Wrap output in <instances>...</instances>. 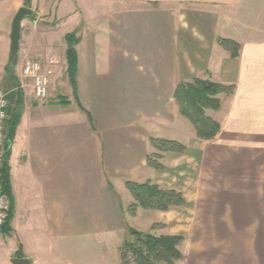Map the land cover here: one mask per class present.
I'll return each instance as SVG.
<instances>
[{
    "label": "crops",
    "instance_id": "obj_1",
    "mask_svg": "<svg viewBox=\"0 0 264 264\" xmlns=\"http://www.w3.org/2000/svg\"><path fill=\"white\" fill-rule=\"evenodd\" d=\"M26 5L38 18L31 33L22 21L16 64L23 56L41 58L54 63V73L43 101L20 87L15 68L6 82L7 112L20 98L21 117L7 158L12 218L10 232L0 231V264H11L14 257L66 264L63 254L72 240L81 242L76 248L85 256L89 240L115 232L127 216L133 197L126 181L150 180L179 190L189 204L182 181L199 160L204 169L203 163L213 169L221 161L236 178L224 182L229 191L223 196L235 202V210L238 202L259 198L262 211L264 0H30ZM22 6L25 0H0V64L6 80L11 23ZM40 24L48 26L44 34ZM75 30L77 96L90 117L75 100L67 75L65 35ZM220 37L240 45L237 57L218 43ZM194 78L234 88L219 94V109L205 111L220 124L210 140L197 137L174 98L178 83ZM151 137L176 140L187 150L164 152V169L150 167L147 156L157 152ZM253 169H259V180H246ZM182 207H139L130 217H160L164 225L168 213ZM217 227L207 232L239 233L232 238L235 245L248 231ZM253 231L257 247L262 246L264 226ZM211 234L207 242L214 238L218 246L230 238ZM183 236V258L174 264H206L185 250ZM259 254L264 264V250Z\"/></svg>",
    "mask_w": 264,
    "mask_h": 264
},
{
    "label": "rangeland",
    "instance_id": "obj_2",
    "mask_svg": "<svg viewBox=\"0 0 264 264\" xmlns=\"http://www.w3.org/2000/svg\"><path fill=\"white\" fill-rule=\"evenodd\" d=\"M25 6L28 7L26 4ZM24 22L26 32L31 33L32 20L26 18ZM40 26L42 34L47 32L48 26L46 24H40ZM31 59L41 58L23 56L21 58L22 62H19L18 65L16 64L17 67H14L15 70L19 72L22 64ZM44 61L48 62L49 60ZM9 68L10 63L8 61L4 68L5 76L8 77L7 80L3 79L0 64V88L6 90L8 87L6 82L9 80L8 83H11L9 76L14 74V69L11 74ZM199 163L194 169L190 167L189 171L185 172V180L182 181L184 192L187 194L190 203L186 206L184 205L177 213L169 212L167 224H161L158 221L160 217H149L140 214L132 218L130 217L131 213L128 210V205L127 216L121 219V225L115 232L104 233L102 240L100 239L102 234H100V238L98 237L97 240L88 241L86 258L84 254L77 250V248H81V242L72 240L69 247L65 248L63 254L64 262L66 264H80L82 262L84 264H121L118 250L123 241L130 238L128 226H132L138 230L156 235L184 234L188 240L185 244V250L187 252L193 251L194 254L200 256L198 260L206 264H259V252L264 250V240L262 246L257 247L256 236L258 234L253 231V228L259 225L264 226V201L261 202L262 211H259V198L257 200L238 202L240 208L235 210V202L226 200L223 196L229 191L228 185H224V182L228 184L231 183V180H236V178L225 172V169L221 167L223 165L221 161L213 169L207 168V164L203 163V166L205 165L204 169L200 160ZM262 176L264 177V175ZM246 180H259V169H253V171L249 172ZM259 212L261 213L260 215ZM225 225H231L233 228L245 226L248 230L247 233H240L244 240L239 245H235L232 238L239 235V233H219L214 231L209 232L214 237L220 236V238L224 239V236L230 235V238L227 241L224 239L223 244H221L222 247H220L221 245H215L216 241L214 238L210 237L207 242L206 235H209L208 230H214L219 228L217 226ZM203 230L206 232H203ZM76 243H78V246Z\"/></svg>",
    "mask_w": 264,
    "mask_h": 264
},
{
    "label": "trees",
    "instance_id": "obj_3",
    "mask_svg": "<svg viewBox=\"0 0 264 264\" xmlns=\"http://www.w3.org/2000/svg\"><path fill=\"white\" fill-rule=\"evenodd\" d=\"M30 0H25L28 4ZM67 43V75L73 88V96L81 110L90 114L79 103L77 96V52L75 45L79 42L77 31L69 32L65 35ZM218 43L228 50L233 57L239 54L240 45L235 41L220 37ZM9 72L12 74L17 63L9 58ZM14 75V74H13ZM9 76L10 78L13 77ZM232 85H223L213 82L210 79L194 78L190 81L178 83L174 91V98L179 107L180 113L189 119L193 124L197 137L203 140L213 139L220 130V124L206 114V109H219V94L233 92ZM67 103V100H65ZM18 107L9 110L6 130V159L2 169V181L4 191L10 195L9 171L7 169V158L10 153L11 144L14 141L15 132L21 117L20 105L21 99L16 101ZM151 144L157 152L150 153L147 156V164L156 169H164L161 163L162 153L178 152L184 153L187 148L181 142L164 138H150ZM125 185L133 197V202L129 204L128 210L131 214L136 209H153L159 211H168L173 207L184 206L187 204L183 193L172 188L162 187L150 180L145 182L126 181ZM12 218V206H10L8 220L1 227L2 232H10V221ZM129 239H125L119 247V259L121 264H174L183 258L181 243L184 240L182 234H153L138 230L128 226Z\"/></svg>",
    "mask_w": 264,
    "mask_h": 264
},
{
    "label": "built area",
    "instance_id": "obj_4",
    "mask_svg": "<svg viewBox=\"0 0 264 264\" xmlns=\"http://www.w3.org/2000/svg\"><path fill=\"white\" fill-rule=\"evenodd\" d=\"M53 62H45L41 59L26 61L20 68L18 80L20 87L25 90L30 88L34 97L38 100H46L49 96V87L54 73ZM8 91L0 88V228L8 220L10 200L8 193L4 191L1 178L2 169L6 159V130L9 114Z\"/></svg>",
    "mask_w": 264,
    "mask_h": 264
},
{
    "label": "water",
    "instance_id": "obj_5",
    "mask_svg": "<svg viewBox=\"0 0 264 264\" xmlns=\"http://www.w3.org/2000/svg\"><path fill=\"white\" fill-rule=\"evenodd\" d=\"M26 18H29L32 21L37 20L38 14L32 9L22 6L20 7L16 14L13 17L11 23V32H10V58L15 60L19 50V41L21 39V24L22 21ZM1 231V228H0ZM11 264H31L29 258H11Z\"/></svg>",
    "mask_w": 264,
    "mask_h": 264
}]
</instances>
